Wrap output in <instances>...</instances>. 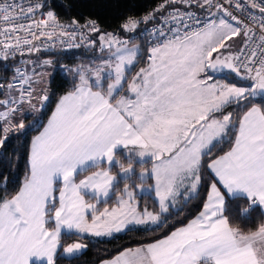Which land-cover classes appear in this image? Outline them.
Listing matches in <instances>:
<instances>
[{"label":"snow or ice","instance_id":"obj_1","mask_svg":"<svg viewBox=\"0 0 264 264\" xmlns=\"http://www.w3.org/2000/svg\"><path fill=\"white\" fill-rule=\"evenodd\" d=\"M176 2L203 8L206 16L192 10L170 11L151 30L154 42L144 50L105 33L100 50H109V58L94 67L75 69L79 83L59 98L47 124L31 140L22 187L10 198L0 199V264H30L32 258L55 264L62 230L96 237H110L130 225H160L156 230H161L167 226L161 223V213L169 211V201H177L187 188L184 198L190 202L201 183L202 159L212 155L214 142L219 145L230 137V149L207 167L229 193L241 190L250 206H264V107L248 106L238 121L231 112L215 115L229 105L264 95V0H165V4ZM225 4L246 16L248 23ZM17 7L31 14L26 17L31 23L0 25V36L12 37L8 43L0 39V59L40 51L33 40L51 41L57 28L60 36L76 38L75 32L67 31L77 24L75 20L65 27L52 11L46 13L47 19H35L47 7L41 0L27 7L15 0L5 4L0 7V20L16 19L10 8ZM156 19L154 13L141 21L130 19L122 30L132 32L139 23ZM253 25L261 33L256 39ZM77 26L99 31L92 21ZM34 29L50 30L38 36ZM234 37L241 40L238 50L230 43ZM141 60L145 66L135 71L133 66ZM51 64L44 60L41 67ZM225 72L251 83L238 87L211 75ZM33 75L17 68L19 84L10 83L7 97L0 99V147L10 131L25 129L23 120L15 119L24 105L35 111L49 100L47 87L36 94L32 85L41 81H34ZM121 148L151 162L137 184L125 180L122 189L111 166L115 159L131 178L132 161L127 167L120 163L116 153ZM150 179L155 181L158 212L141 209L133 190ZM0 187L7 192L6 179ZM210 187L203 211L186 226L128 249L110 264H264V225L247 234L232 226L224 212L225 197L217 183ZM110 201L114 206H109ZM82 247L73 243L64 251L73 253Z\"/></svg>","mask_w":264,"mask_h":264},{"label":"trees","instance_id":"obj_2","mask_svg":"<svg viewBox=\"0 0 264 264\" xmlns=\"http://www.w3.org/2000/svg\"><path fill=\"white\" fill-rule=\"evenodd\" d=\"M163 1L165 0H51V9L62 19L71 23L75 20L77 24H82L86 21H94L99 24L100 31L95 36V45L89 49H80L73 52L54 51L37 55L39 60L44 61L52 59L53 63L56 65V69L50 77L49 103L46 105L47 107H45L40 117L41 120L36 121L32 127L29 126L31 121L38 117L35 113L28 114L27 116L22 113L23 116L17 115V117H15L16 120H23L25 129L10 131L4 146L0 147V183L5 179L7 181V192H5L3 187H0V199L5 195H9L10 198V195L16 194L22 187L23 180L29 170L31 140L42 130L54 111L59 98L72 91L74 85L78 84L79 80L77 76L73 75V70L71 72L69 69L80 65L83 61H87L94 53L99 51L102 52L100 49L104 42L100 37L105 33L116 34L122 39H130L133 36H137L140 30H134L132 32L122 30L123 23L131 17H142L147 15L157 4ZM156 17V20H150L149 23L156 24L158 22V15H156ZM138 44L141 45L143 50L147 49V46L141 39L130 43L129 47ZM107 51L109 52V50L105 49L103 53ZM20 61L21 60H15L0 63V77L7 81L10 80V78L12 79L14 72L8 71V67ZM143 64L144 62L141 60L139 65L136 66L135 71ZM63 67L67 69H63ZM3 69L5 71H3ZM226 80L231 84L241 83L232 78L230 80L227 78ZM252 104L264 107V99H257L253 102L252 99L249 98L248 101L246 100L241 102V104L230 105L226 109L234 111L232 109L238 106L237 114L234 119L238 121L243 111ZM231 143L232 139L230 137L222 144H215L213 146L212 155L210 157L205 156L202 159L200 173L201 187L197 196L191 198L190 202H184L177 210L170 209L169 212L163 214L162 223L166 222V227H163L159 231L156 229L159 228L160 225L155 228L135 227L127 230L125 233L115 235L108 239H88L76 235H64L61 238V245L55 256V264H100L103 261L113 259L127 249L155 242L166 237L178 227L185 226L202 211L210 185L213 183V178L207 167L208 163L212 159L218 158L228 151ZM116 158H118L120 163L125 167L128 166L129 159L132 161L131 178L122 172L117 163L111 168V172L118 179L116 184L121 189L124 187L125 180H128L129 185L134 186L137 184V175L151 167V163L147 161L140 163L135 160L134 155L130 154L128 150L117 152ZM142 164L144 165L143 168L141 167ZM151 181V179L148 180L145 186L152 184ZM135 197L136 200L139 201V206L141 208L146 207L152 211H159V204L154 197L153 191L152 193L144 192L142 195L136 194ZM113 205L114 201H110L109 206ZM98 207H100V205H98ZM243 208H247L248 211L241 212ZM224 212L230 224L246 234L255 232L258 230L259 226L264 225L263 210L257 205L250 206V201L243 197L227 199ZM76 242L84 244L86 250L78 256L72 258L65 257L62 254L64 248Z\"/></svg>","mask_w":264,"mask_h":264},{"label":"built area","instance_id":"obj_3","mask_svg":"<svg viewBox=\"0 0 264 264\" xmlns=\"http://www.w3.org/2000/svg\"><path fill=\"white\" fill-rule=\"evenodd\" d=\"M14 2V0H0V7L4 6L5 4L7 5H11ZM16 3L23 5L24 7L30 6L34 3H36V0H15ZM47 4V7H43L41 8L36 14H35V19L37 21L41 20V19H47L46 13L48 11H52L54 13V15L57 17V20L59 22L60 25H64L65 27H67L68 25L72 24L71 22L62 19L56 12H54L51 7H50V2L51 0H41V3H45ZM218 2L220 3H224V0H218ZM244 0H241V3H243ZM161 5H164L163 11L161 12H157L156 9L159 8ZM225 7L228 8L229 11H232L234 14L240 16V18L242 20L245 21V23H248L247 17L244 16L241 13H236L235 9L229 5V4H225ZM176 9H179L180 11H188V10H192L195 11L198 16H200L201 18H204L206 16V12L205 9H201L199 7H197L196 5H191V6H186L182 3L176 2V3H168L165 4V1L157 4L153 10L148 13L147 15L150 14H155L158 15V22L156 24H150L149 21L148 23H139L138 27L135 29L136 31H139V34L137 36H133L130 39H127L129 41V44L134 42L135 40L141 39L145 45L147 46V48L149 47V43L150 42H154L153 41V37L151 35H149V33L151 32V30L157 26L161 24V20L160 17L161 16H166L168 15V13L170 11H174ZM10 11L13 12V15L15 17H17L16 19L10 20V21H2L0 20V25H3L4 27H10L12 25H19L21 23L27 25L29 23H31V21H29L26 17L27 15H31V14H26L25 12H23L21 10L20 7H17L15 10H12L10 8ZM254 11V10H252ZM3 15V14H0ZM145 15V16H147ZM131 17L129 19H127L124 23L126 24L130 19L131 20H135V21H141L143 17ZM20 17H24V19H20ZM89 21H86L82 24H76L73 25L71 28H67L68 32H75L76 33V38L72 39L71 36H60L59 35V31L60 29L57 28L56 33L54 34V38L53 40H48L46 37H40V39H36L33 40V44L34 45H38L40 46V51L38 52H27L25 51L23 53V55H21L19 52L8 56L7 59H0V63L3 62H8V61H15V60H21L20 62L11 64L8 67V71H13L14 72V77H12V79L10 78V80H5L4 78L0 77V85H3V87H0V99H4V95L6 93V90L8 88V85L10 83H16L17 85L19 84L18 78L16 77V69L20 68L25 70V72L29 75H33L32 70L35 69L36 73L39 70V66L34 64V59L35 57H37L38 54L41 53H49V52H54V51H62V52H73L76 50H80V49H89L91 47H93L95 45V36L96 34L100 31V27L99 24L97 22H94V26L96 28L99 29V31H94L92 27H78L79 26H84L86 24H88ZM254 31L256 33V35L253 37V39H256L257 36H259L260 33V29L258 27H255L253 25ZM50 29H34L36 35L39 36V33L41 31H48ZM81 33H83V37H81ZM17 35L23 37L24 33L23 32H17ZM29 38L31 39V36H29ZM0 39H3L5 43L10 42V40L12 39L11 35H9L8 37H4V36H0ZM60 40H64L65 43L61 44ZM76 45H79L78 47ZM26 47V46H25ZM0 50H3V46L0 45ZM3 71H5L3 69ZM34 78V75H33ZM34 80V79H33ZM34 87V84L32 85ZM27 87V86H25ZM17 94L18 93H14ZM0 110H2V106H0Z\"/></svg>","mask_w":264,"mask_h":264},{"label":"rangeland","instance_id":"obj_4","mask_svg":"<svg viewBox=\"0 0 264 264\" xmlns=\"http://www.w3.org/2000/svg\"><path fill=\"white\" fill-rule=\"evenodd\" d=\"M230 43H234L237 47H236V49H234V50H238L239 49V47H240V44H241V40H240V37H234L233 38V41L232 42H230ZM133 46H135V47H137L138 49H140V50H143L142 49V47H141V45H132L131 47H133ZM109 58V52L107 51L106 53H103V52H97V53H94L93 55H92V57H90V59H88L87 61H83L80 65H77L76 67H74V68H72V69H69L71 72H72V70H73V75H76L77 76V79H78V75H77V72L75 71V69H77V67H79V66H87V67H94L95 65H97V64H100V63H102V62H104V61H106L107 59ZM48 60H50V59H48ZM51 62H52V64H51V66H46V67H41V62H42V60H39V58L38 57H35V59H34V64L35 65H38V66H40L39 67V71L34 75V81L36 80V81H41L40 83H34V87H35V89H36V94L38 95L39 93H40V91H41V89H43V88H45V87H47L48 88V94H49V83H50V77L52 76V74L54 73V71H55V69H56V65L53 63V61H52V59L50 60ZM136 66L137 65H134L133 67H134V70L136 69ZM145 65L143 64L142 66H140V67H144ZM63 69H67L66 67H63ZM139 70V67L137 68V70L136 71H138ZM41 72H44L45 73V75H43V76H40L39 75V73H41ZM213 75H219L218 77H221V78H217V79H220V80H222V81H224V82H226V83H229L226 79L228 78V80H230L231 78L232 79H235V80H237V81H239V82H241V83H244V84H249L250 82L249 81H243V80H241L240 78H238L235 74H228L227 72H225V73H220V74H216V73H212ZM225 78V79H223V77ZM14 77V76H13ZM79 80V79H78ZM43 81H46L47 83H44ZM247 85H243V86H247ZM8 93H9V89L7 88V90H6V93H5V95H4V99L7 97V95H8ZM125 94H127V93H125ZM256 98H264V95H257L256 96ZM248 101V100H247ZM35 103V102H34ZM49 103V100L47 101V102H45L44 104H43V106L42 107H40L38 110H35V111H33V110H30L29 108H28V106L27 105H25L24 106V111L25 112H23L24 113V115L25 116H27L28 114H31V113H35L38 117L36 118V119H34V120H32L31 121V123H30V125L29 126H31L32 127V125H34L35 124V122L36 121H38V120H41V116H42V114H43V112H44V109H45V107H47L46 105ZM234 105V104H233ZM230 106V105H229ZM232 106V105H231ZM237 109H238V106H236L235 108H233L232 110H234V111H231V110H228V109H226L225 108V110H224V112L223 113H216V116L217 117H219V116H222L223 114H227L228 112H231V113H233V119H235V116H236V112H237ZM21 116H23V115H21ZM17 117V116H16ZM216 143L214 142V145H215ZM213 145V146H214ZM121 151V150H120ZM123 151V150H122ZM133 155H134V158L135 159H139V160H143L144 158H140V157H138V156H136L134 153H133ZM147 158V157H146ZM144 162H146V160L144 159L143 160V163ZM149 170V169H148ZM141 173V172H140ZM201 175V174H200ZM137 177H139V174L137 175ZM152 182V181H151ZM145 185H147V184H145ZM144 185V187H136V188H134V194H135V196H136V194L137 195H142L144 192L145 193H152V190L153 189H155L154 187H153V184H150V185H148V186H145ZM200 187H201V183H200V185L198 186V190H197V193H198V191H199V189H200ZM188 191V189L186 188V189H184V192H187ZM184 192H182V194H181V196L177 199V201H178V203H176L177 201H169V205H173V207L174 208H169V210L170 209H175V210H177L178 208H180L181 206H182V204L185 202V198H184ZM197 193H195V194H191V198H193V197H196L197 196ZM155 199L157 200V203H158V197L156 196V194H155ZM137 201V200H136ZM137 203H138V206H139V201H137ZM177 204V205H176ZM140 207V206H139ZM141 208V207H140ZM144 208H146V207H144ZM143 207L141 208V209H144ZM149 210V209H148ZM150 211H152V210H150ZM169 212V211H168ZM163 214H166V213H161V217H162V215ZM163 222V217H162V219H161V223ZM159 225H155V226H153V225H151V224H148L146 227H148V228H155V227H158ZM134 227H137V226H132V225H130V226H128L127 228H125L124 230H122L121 232H119V233H114V235H112V236H100V237H96V236H94V235H92V234H88V233H83V234H78V233H76L75 231H72V232H68V231H64V230H62V233H61V238H62V236H64V235H67V236H74V235H76V236H79V237H84V238H90V239H108V238H111V237H113V236H115V235H118V234H122V233H125L127 230H129L130 228H134ZM58 248H60V247H58Z\"/></svg>","mask_w":264,"mask_h":264},{"label":"crops","instance_id":"obj_5","mask_svg":"<svg viewBox=\"0 0 264 264\" xmlns=\"http://www.w3.org/2000/svg\"><path fill=\"white\" fill-rule=\"evenodd\" d=\"M201 9H203V8H201ZM211 75H213V74H211ZM219 75H213V77L215 78V79H217V78H221V77H218ZM217 77V78H216ZM223 77V76H222ZM223 79H225V78H223ZM250 82V81H249ZM79 83V82H78ZM105 83H106V81H105ZM251 83V82H250ZM236 86H243V85H247V84H244V83H240V84H235ZM251 99H252V101L254 102V100H257V99H264V98H256V97H250ZM58 103V102H57ZM255 105H257V104H255ZM258 106V105H257ZM54 111H55V109H54ZM53 111V112H54ZM52 112V113H53ZM218 114V113H217ZM52 115V114H51ZM216 115V114H215ZM219 115V114H218ZM51 117V116H50ZM49 117V118H50ZM48 121V120H47ZM46 124H47V122H46ZM45 124V125H46ZM42 131V130H41ZM122 151V150H126V149H123V148H121V149H118L117 150V152H119V151ZM117 154V153H116ZM29 158H30V156H29ZM147 162H149V163H151L150 162V158H144ZM143 159V160H144ZM135 160H137V159H135ZM143 160H137V161H139L140 163H143ZM116 162H115V159H114V161H113V164H112V166L115 164ZM112 166H111V168H112ZM150 169H151V167H150ZM149 169V170H150ZM209 169V168H208ZM209 172H210V174H211V176H212V178H213V183H217V187L221 190V193H222V195L225 197V204H226V200L227 199H229V198H237V197H243V198H246V199H248L249 200V197H248V195H247V193H245V192H243V191H241V190H237V191H234V192H232V193H229L226 189H224V187H223V185L222 184H220V183H218V178H216L215 177V175H214V173H212L211 171H210V169H209ZM88 174H90V173H88ZM113 174V173H112ZM140 174V173H139ZM114 175V174H113ZM115 176V175H114ZM82 178V177H81ZM152 180V179H151ZM117 181H118V179H117V177H116V181H115V183H117ZM152 184H153V187H154V184H155V181L154 180H152ZM153 191V194H154V196H155V189H153L152 190ZM209 195H211V187L209 188V192H208V195H207V197L209 196ZM176 203H178V201L176 202ZM207 203V198H206V202H205V204ZM177 205V204H176ZM255 205H257V206H259L262 210H263V212H264V206H261V205H259L258 203L257 204H255ZM114 206V205H113ZM169 208H174L173 207V205H169ZM202 211H203V209H202ZM224 211H225V209H224ZM199 215V214H198ZM196 218V217H195ZM194 219V218H193ZM190 222V221H189ZM187 225V224H186ZM185 225V226H186ZM137 227H146V226H137ZM135 228V227H134ZM131 229V228H130ZM114 235V234H113ZM165 238V237H164ZM163 239V238H162ZM76 243H80V242H76ZM82 244V243H81ZM83 245V247L80 249V250H76V251H74L73 253H67V252H65L64 250H63V255L65 256V257H67V258H72V257H75V256H78V255H80V254H82L85 250H86V246L84 245V244H82ZM70 246V245H69ZM68 247V246H67ZM140 247V246H139ZM66 248V247H65ZM136 248V247H135ZM132 249H134V248H132ZM58 250H59V248L57 249V252H58ZM128 250V249H127ZM126 251V250H125ZM125 251H123V252H125ZM57 252H56V254H57ZM123 252H121V253H123ZM121 253L120 254H118L117 256H119V255H121ZM56 256V255H55ZM116 256V257H117ZM116 257H114L113 259H110V260H106V261H103L102 263H100V264H110V262L111 261H113ZM55 259V258H54ZM30 264H45V262L44 261H37L35 258H32L31 260H30Z\"/></svg>","mask_w":264,"mask_h":264}]
</instances>
